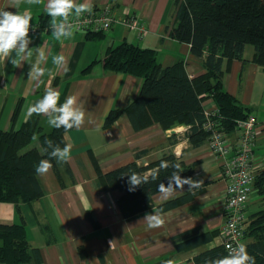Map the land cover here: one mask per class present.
<instances>
[{"label": "crops", "instance_id": "crops-1", "mask_svg": "<svg viewBox=\"0 0 264 264\" xmlns=\"http://www.w3.org/2000/svg\"><path fill=\"white\" fill-rule=\"evenodd\" d=\"M90 2L92 10L111 9L115 22L110 29L95 35L72 28L71 38L57 41L52 37L50 17L45 11L47 0L38 5L0 0V10H28L31 23L38 25L28 45L32 55L22 66L11 64L16 57L14 51L7 58L0 56V129L17 130L29 119H38L41 130L49 132L53 127L46 116L27 115L29 105L41 99L47 88L60 91V98L64 94L61 104L69 95L76 96L85 111L82 127L65 134L66 145L72 146L71 159L66 163L54 160L52 168L39 175L43 188L40 198L18 206L0 202V223L24 227L29 259L23 264H165L168 260L173 264H195L196 255L221 243L219 230L226 220L223 165L230 156L217 157L208 142L193 148L186 137L188 126L176 125L165 131L154 124L136 131L122 114L112 126L104 128L108 113L124 109L142 85L138 76L107 70L104 59L112 47L128 42L155 50L162 67L182 62L189 78L202 74V61L191 53L189 44L169 36L173 0ZM129 17H136L143 31L131 30L121 22ZM37 48L47 56L46 62L40 63L47 71L38 80L28 75L30 66L38 62ZM56 54L67 58V72L53 65L52 55ZM254 54V46L247 44L242 59L224 61L222 84L257 120L253 151L258 174L264 171V68L254 61ZM203 108L207 115L217 110L209 98L204 100ZM238 136L237 130L228 135L232 145ZM29 148L41 150L38 140ZM166 154L194 164L190 178L203 183L192 189L184 185L169 198L156 193L150 208L134 214L120 209V190L104 189L99 183V172L106 174L132 162L146 166ZM152 172L150 169L147 174ZM172 202L176 204L171 205ZM263 207V196L253 188L246 218ZM159 210L163 225L149 229L142 221L144 215ZM207 234L213 236L209 238ZM182 238L183 242L200 241L178 250L177 241Z\"/></svg>", "mask_w": 264, "mask_h": 264}, {"label": "trees", "instance_id": "trees-1", "mask_svg": "<svg viewBox=\"0 0 264 264\" xmlns=\"http://www.w3.org/2000/svg\"><path fill=\"white\" fill-rule=\"evenodd\" d=\"M173 1L169 36L189 44L191 53L201 59L204 71L189 78L182 62L162 67L153 49L128 42L112 47L104 59V67L109 71L138 76L142 78V85L138 95L124 109H113L108 113L104 128L112 126L122 114L129 118L136 131L154 124L160 125L165 131L176 125L188 126L186 137L191 146L197 148L209 142L214 130L228 138L230 133L236 131L237 122L250 116L249 109L225 91L222 84L223 62L242 59L244 46L249 44L255 48L254 61L264 68V0ZM63 98L64 94L58 105ZM206 98L215 103L217 110L214 114H205L203 102ZM18 108L19 105L13 120ZM38 121L29 119L17 130L0 129V202L18 206L31 203L43 195L35 167L40 160L49 159L43 151L44 140L50 139L63 148L67 131L63 127H53L49 132H43ZM33 134L38 136L41 150L29 148L36 141L32 139ZM232 154L230 152L228 155L231 157ZM161 161H167L169 167L160 169ZM176 164L179 165L181 178L191 176L194 164H185L173 154H166L146 166L132 162L106 174L99 172L98 179L104 189L120 190V209L134 214L152 206V196L159 193L158 184L167 186L168 178L176 171L172 166ZM150 169L153 172L147 174ZM130 172L142 177V183L132 191H129L128 177L125 176ZM253 188L264 199V171L256 175ZM170 204L175 205L176 202ZM246 207L243 210V244L249 255L255 257L256 264H264V207L247 218ZM225 214L227 219L226 211ZM212 236L207 234L209 238ZM196 241L200 240L183 242V238L179 239L176 248L181 250L190 244L194 246ZM28 248L22 225L0 223V263L27 262ZM228 253L220 243L196 255L194 263L204 264L206 258L223 257Z\"/></svg>", "mask_w": 264, "mask_h": 264}, {"label": "clouds", "instance_id": "clouds-1", "mask_svg": "<svg viewBox=\"0 0 264 264\" xmlns=\"http://www.w3.org/2000/svg\"><path fill=\"white\" fill-rule=\"evenodd\" d=\"M28 5H38L42 0H14L16 5L20 3ZM92 5L90 0H84L83 3L77 4L75 0H47L45 11L50 17L49 26L51 28L52 37L60 41L61 39L71 38L73 35L72 24L69 22V17L74 13L79 16L85 12H91ZM32 22V14L26 10L23 13L10 12L0 10V56L9 57L14 51L16 57L10 62L14 67L22 66L23 61L30 58L32 49L28 45L31 43L29 39V30ZM38 53V62L30 66L28 75L33 79H39L45 75L47 71L40 66V63L46 62L47 56L44 51L36 49ZM49 55L51 52L49 51ZM53 65L63 68L65 72L67 68V58L63 54L52 55ZM60 91L47 88L43 97L27 108V115L31 117L33 114L47 117V122L51 127L61 128L69 131L73 128L79 129L85 122V111L78 104V98L74 95H69L62 104L58 105ZM33 140H38V136L33 134ZM44 149L49 159H42L35 167L38 175L46 174L51 168V159H55L57 163H66L71 159V145H65L61 148L58 144L50 139L44 140ZM50 150V151H49ZM169 167L167 161H161L159 168L166 169ZM176 169L168 178L167 186L164 183L158 184V191L165 197H171L177 189H182L184 185H188L189 189L198 187L203 181H194L192 178H181L179 173V165H173ZM159 170V169H158ZM157 170V172H158ZM128 177L129 191L134 190L142 183V177L136 172L125 174ZM155 179L156 176L154 175ZM149 229L159 228L163 225L164 219L162 210L155 213H146L142 220ZM230 251L228 255L218 258H210L205 260L204 264H256L254 256L249 255L245 244L240 243L236 247L228 245ZM165 264H173L171 260Z\"/></svg>", "mask_w": 264, "mask_h": 264}, {"label": "built area", "instance_id": "built-area-1", "mask_svg": "<svg viewBox=\"0 0 264 264\" xmlns=\"http://www.w3.org/2000/svg\"><path fill=\"white\" fill-rule=\"evenodd\" d=\"M69 22L72 24V28L77 31L104 33L110 29L115 19L111 9L104 7L79 16L73 14L69 17ZM121 22L131 30L143 31L142 24L136 17H129ZM37 30L38 25L31 23L29 39ZM256 124L257 120L252 115L239 120L236 124L239 136L235 145L230 143L225 134L216 130L212 132L208 142L210 150L217 157H226L230 152H233L223 165V176L226 181L224 210L227 212V219L219 230L221 243L228 252L230 251L228 245L234 248L243 243V210L253 192V184L257 175V165L253 153ZM209 126H212V123H209Z\"/></svg>", "mask_w": 264, "mask_h": 264}, {"label": "water", "instance_id": "water-1", "mask_svg": "<svg viewBox=\"0 0 264 264\" xmlns=\"http://www.w3.org/2000/svg\"><path fill=\"white\" fill-rule=\"evenodd\" d=\"M171 133H174V131L172 130Z\"/></svg>", "mask_w": 264, "mask_h": 264}]
</instances>
